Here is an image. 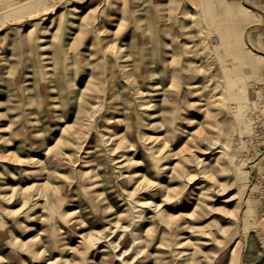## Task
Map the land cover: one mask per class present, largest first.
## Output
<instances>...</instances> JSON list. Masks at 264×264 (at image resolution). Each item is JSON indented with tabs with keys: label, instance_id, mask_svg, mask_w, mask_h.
Instances as JSON below:
<instances>
[{
	"label": "rangeland",
	"instance_id": "374dc122",
	"mask_svg": "<svg viewBox=\"0 0 264 264\" xmlns=\"http://www.w3.org/2000/svg\"><path fill=\"white\" fill-rule=\"evenodd\" d=\"M28 1L0 11V264H264V0Z\"/></svg>",
	"mask_w": 264,
	"mask_h": 264
},
{
	"label": "bare ground",
	"instance_id": "6f19581e",
	"mask_svg": "<svg viewBox=\"0 0 264 264\" xmlns=\"http://www.w3.org/2000/svg\"><path fill=\"white\" fill-rule=\"evenodd\" d=\"M25 3L27 4V3H29V1L28 0H18L16 2H13V3L9 4V5L0 6V11H5V10H11L12 11V10H16L18 7L22 6ZM82 241H85L84 238L79 243H82ZM131 264H133V263H131Z\"/></svg>",
	"mask_w": 264,
	"mask_h": 264
}]
</instances>
